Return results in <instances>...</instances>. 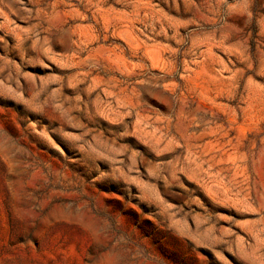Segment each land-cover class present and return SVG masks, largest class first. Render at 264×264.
Instances as JSON below:
<instances>
[{"label":"rangeland","instance_id":"obj_1","mask_svg":"<svg viewBox=\"0 0 264 264\" xmlns=\"http://www.w3.org/2000/svg\"><path fill=\"white\" fill-rule=\"evenodd\" d=\"M0 264H264V0H0Z\"/></svg>","mask_w":264,"mask_h":264}]
</instances>
